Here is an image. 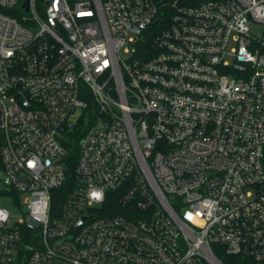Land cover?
I'll return each mask as SVG.
<instances>
[{
  "label": "built area",
  "instance_id": "built-area-1",
  "mask_svg": "<svg viewBox=\"0 0 264 264\" xmlns=\"http://www.w3.org/2000/svg\"><path fill=\"white\" fill-rule=\"evenodd\" d=\"M235 256L264 264V0H0V264Z\"/></svg>",
  "mask_w": 264,
  "mask_h": 264
},
{
  "label": "trees",
  "instance_id": "trees-1",
  "mask_svg": "<svg viewBox=\"0 0 264 264\" xmlns=\"http://www.w3.org/2000/svg\"><path fill=\"white\" fill-rule=\"evenodd\" d=\"M116 201V199H114ZM224 264H254L250 258L235 256V257H226L222 258Z\"/></svg>",
  "mask_w": 264,
  "mask_h": 264
},
{
  "label": "rangeland",
  "instance_id": "rangeland-1",
  "mask_svg": "<svg viewBox=\"0 0 264 264\" xmlns=\"http://www.w3.org/2000/svg\"><path fill=\"white\" fill-rule=\"evenodd\" d=\"M182 215L184 216V218L186 220H189L190 221L192 219V215H191V213L189 212V210L187 208H184L182 210Z\"/></svg>",
  "mask_w": 264,
  "mask_h": 264
},
{
  "label": "water",
  "instance_id": "water-1",
  "mask_svg": "<svg viewBox=\"0 0 264 264\" xmlns=\"http://www.w3.org/2000/svg\"><path fill=\"white\" fill-rule=\"evenodd\" d=\"M25 6H26V8L28 9V3H27V2L25 3Z\"/></svg>",
  "mask_w": 264,
  "mask_h": 264
}]
</instances>
